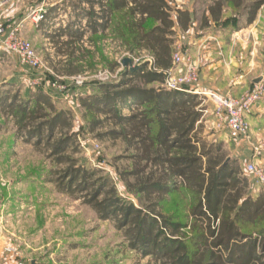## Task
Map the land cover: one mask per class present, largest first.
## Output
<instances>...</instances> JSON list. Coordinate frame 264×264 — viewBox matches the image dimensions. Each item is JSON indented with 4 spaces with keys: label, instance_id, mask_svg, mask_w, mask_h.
<instances>
[{
    "label": "trees",
    "instance_id": "obj_1",
    "mask_svg": "<svg viewBox=\"0 0 264 264\" xmlns=\"http://www.w3.org/2000/svg\"><path fill=\"white\" fill-rule=\"evenodd\" d=\"M210 1L201 29L224 22L229 10L244 19L233 28H245L264 6V0ZM65 6L73 14L53 36L65 57L62 75L87 73L86 60L96 52L108 64L100 46L109 37L132 55L151 57L138 70L123 71L118 82L99 83L80 98L88 131L101 141L124 143L125 154L117 160L130 164L116 171L139 204L121 195L110 176L74 156L79 146L71 113L42 92L30 93L35 107L29 100L19 103L16 95L3 107L19 137L37 147L44 143L55 166L45 181L82 198L100 219L113 220L141 259L151 257L148 264H264V191L254 192L223 141L201 135L203 98L188 86H164L165 72L174 66V36L178 28L189 30L192 12L172 0H68ZM120 67L117 60L109 63L111 72Z\"/></svg>",
    "mask_w": 264,
    "mask_h": 264
},
{
    "label": "rangeland",
    "instance_id": "obj_2",
    "mask_svg": "<svg viewBox=\"0 0 264 264\" xmlns=\"http://www.w3.org/2000/svg\"><path fill=\"white\" fill-rule=\"evenodd\" d=\"M56 1L61 3L63 1L65 4L68 0ZM12 2L21 4L20 12L28 14L40 5H44L47 13L49 8L47 6L50 5V0H12ZM172 4L176 8H188L193 14L194 23L189 30L177 29L174 36V55L182 54L187 49L185 52L192 57L191 69L183 71L181 75L189 72L194 74L196 81L187 85L189 90L194 92L196 89L193 87L199 81L200 68L208 60L203 54L208 55L209 52L214 51L213 58H218L215 55L218 53L224 59L227 52L225 48V52L221 49L227 42L226 37L222 36H226L233 27L239 26L244 19L239 17L238 12L229 10L224 22L213 25L212 30L209 27L206 28L214 33L218 30L225 33L218 35L219 42L209 37L203 41L204 45L199 46L195 58L187 43L191 34L196 35L203 31V28L201 30L202 16L211 1L172 0ZM62 12V20H64L71 10L66 7ZM262 12L260 19L257 15L255 21L245 27V29L250 28L252 34V38L249 39L253 51L252 57L260 65L258 71H251V74L246 76L248 89L240 96L214 89L203 93L212 92L232 99H241L254 88L259 82L257 80L262 78L264 75V9ZM11 19L7 18V24L14 23ZM84 25L85 22L82 21L81 26ZM244 35L237 36V39L241 38L239 42H242ZM29 42L41 62L37 67L23 64L15 53L0 51L1 57L7 58V62L0 58V81H6L0 82L2 128L0 129V200L3 201L0 209V237L11 238L20 251H25L24 261L26 260L27 264H148L151 257L141 259V255L128 246L123 231L117 228L113 220L100 219L96 211L84 203L82 198L61 192L55 184L45 181L49 171L55 166L47 157L44 143L37 147L34 141L28 142L19 137L13 120L7 118V108L5 109L3 104L7 101L8 103L16 101L17 95L19 103L29 100L31 106L35 107L36 99L34 95H31L32 93L42 92L49 95L58 109L71 113L72 132L77 134L76 144L79 146V151L74 156L79 158L87 168L101 170L103 175L110 176L121 195L139 204L138 197L128 192L124 184L119 181L116 171L117 167L130 164V161L124 159L117 160L125 154L124 143L113 139L101 141L88 131V121L80 107V98L95 92L94 88L99 83L118 82L123 71L131 70L130 65L123 64L124 59L130 58L132 65H142L143 62L151 59L149 53L132 55L109 37L100 46L103 49V56L109 63L112 60L119 61L122 67L111 72L109 63H105L101 54L96 52L94 55H89L86 60L88 61L87 73L64 77L61 74L64 71L62 64H54L49 60L50 51L45 50L46 46L40 42L36 44L31 40ZM214 42L217 43L212 44ZM47 44L50 45V41ZM239 53L243 52L237 51V54ZM228 68L229 66L226 65V70ZM244 72L242 68L236 66L232 74L240 77L244 75ZM201 97L203 105L207 106L199 122L201 135L207 141H223L230 158L237 156L236 158L239 159L254 192H262L257 178L247 173L246 168L248 164L254 163L264 170V98L254 106L246 118L249 125L247 135L232 138L224 123L215 114L212 101L207 97ZM135 107L137 105L133 108ZM123 113L128 115L130 110L125 106ZM8 197H11L10 201Z\"/></svg>",
    "mask_w": 264,
    "mask_h": 264
},
{
    "label": "crops",
    "instance_id": "obj_3",
    "mask_svg": "<svg viewBox=\"0 0 264 264\" xmlns=\"http://www.w3.org/2000/svg\"><path fill=\"white\" fill-rule=\"evenodd\" d=\"M49 1V0H47ZM53 1V2H52ZM18 3L11 2L9 6H7L3 11V18L7 22V18L11 19L14 23L13 25L18 24L21 20L25 19L27 16V12H20L21 4L17 5ZM60 4V5H59ZM48 14L46 15V18L40 22L39 24H36L34 22L29 21L25 28H23L22 33L26 38L31 40L33 43H41L43 46H46L45 50L49 52V56L51 57L49 60L57 64L61 61H64L65 57H62L60 54L57 53V43L56 40L53 38V36L58 32V29L61 27H66L70 20V15L73 14L71 8L70 14L62 20V11L65 6V4L61 3V1H54L50 0V5L47 6ZM262 9H264V6L259 10L258 19L262 16ZM66 19V20H65ZM258 21V20H257ZM194 23V22H193ZM256 24V23H255ZM193 25V24H192ZM212 30V27H209ZM216 29V28H213ZM202 30V29H201ZM206 28H203L202 32H198V34L193 35L190 32V37L188 40V46L191 47V50L194 53V57L196 58L197 50L204 45L203 41H205L208 37L215 38V41L219 42V36L222 35V31L218 30L216 33L214 31L206 30ZM257 30V29H255ZM231 32V33H230ZM221 33V34H219ZM243 33H246L245 35ZM250 28L245 29H237L233 28L232 30L228 31L226 33V45L223 47L222 52L224 51V48L226 49L227 56L223 59L222 56L220 57L219 54H215L218 58H213V52H209L207 55L204 53V57H206L208 60L204 62V64L200 68V77L198 83L193 87L196 89V92H205L209 90H218L221 92L226 93H232L236 96H240L248 89V83H247V77L251 74V71H258L259 70V63L256 62L255 58L252 57L253 51L252 47L250 45V38H252V34L250 33ZM203 34V36H202ZM211 34V35H209ZM247 34L249 36H247ZM89 34L85 35V39L88 37ZM219 35V36H218ZM243 36L242 42H239L240 39H237V36ZM67 39V35L62 37L61 40ZM50 41V45L47 44V42ZM52 42V43H51ZM217 42H214L212 44H216ZM49 45V47H47ZM88 46V43L85 44ZM200 46V47H199ZM218 47L217 45H215ZM218 50V48H216ZM0 51H3L0 49ZM237 51H242L243 53L237 54ZM4 53V52H3ZM2 54L0 52V58ZM7 56V55H6ZM3 61L7 62V58H3ZM226 65L229 66L228 70H226ZM236 66H239L243 69L244 75H240V77L233 76L232 72L236 69ZM64 76V75H62ZM247 76V77H246ZM260 76V75H259ZM66 77V76H64ZM256 80V79H255ZM0 82H6L5 80H2ZM1 84V83H0ZM194 93V92H193ZM197 94V93H195ZM2 129V128H1ZM23 138V137H21ZM24 139V138H23ZM216 139V138H214ZM1 187V185H0ZM1 189V188H0ZM12 189V187L10 188ZM11 200V197H8V201ZM3 201L0 200V209ZM26 257L25 251H20V249L14 244V242L9 237H0V264H16L19 261H24ZM36 264V263H35Z\"/></svg>",
    "mask_w": 264,
    "mask_h": 264
},
{
    "label": "built area",
    "instance_id": "obj_4",
    "mask_svg": "<svg viewBox=\"0 0 264 264\" xmlns=\"http://www.w3.org/2000/svg\"><path fill=\"white\" fill-rule=\"evenodd\" d=\"M11 2L12 0H0V49L4 52L17 54L23 64L37 67L41 62L29 40L23 36L22 31L29 21L36 24L42 22L46 10L44 5L36 6V8L18 24H7L3 18V11ZM185 51H187V49H185ZM183 52L182 54L174 55V66L165 72L166 79L164 85L168 89L181 91L184 90L181 89L182 87L191 85L196 81V77L192 72L186 73L187 75H181L183 71L190 70L192 67V57L188 52ZM189 92L193 91L189 90ZM194 93L210 99L214 105L213 109L215 114L219 120L224 123L229 135L232 138H241L248 133L249 125L246 119L247 116L251 113L254 106L264 98V75L254 88L241 99H232L212 92L207 94L194 91ZM134 109L135 108L132 107V110ZM246 171L257 178L260 189L264 191V170L256 164L250 163L247 165ZM16 264L27 263L19 261Z\"/></svg>",
    "mask_w": 264,
    "mask_h": 264
},
{
    "label": "water",
    "instance_id": "obj_5",
    "mask_svg": "<svg viewBox=\"0 0 264 264\" xmlns=\"http://www.w3.org/2000/svg\"><path fill=\"white\" fill-rule=\"evenodd\" d=\"M123 64H124L125 66H129V65H130L129 67H130V69L133 70V71H134V70H138V69L140 68V66H141V65H134V66H133V65H132V60H131L130 58H126V59H124V60H123ZM260 80H261V79H259V80H257V81H260Z\"/></svg>",
    "mask_w": 264,
    "mask_h": 264
}]
</instances>
